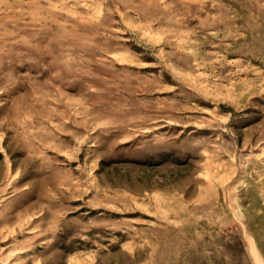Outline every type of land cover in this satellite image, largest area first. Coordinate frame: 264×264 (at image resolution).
Wrapping results in <instances>:
<instances>
[{
	"label": "rangeland",
	"instance_id": "374dc122",
	"mask_svg": "<svg viewBox=\"0 0 264 264\" xmlns=\"http://www.w3.org/2000/svg\"><path fill=\"white\" fill-rule=\"evenodd\" d=\"M0 264H264V0H0Z\"/></svg>",
	"mask_w": 264,
	"mask_h": 264
}]
</instances>
